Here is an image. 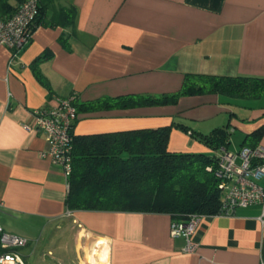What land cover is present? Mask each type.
<instances>
[{
  "label": "crops",
  "instance_id": "obj_1",
  "mask_svg": "<svg viewBox=\"0 0 264 264\" xmlns=\"http://www.w3.org/2000/svg\"><path fill=\"white\" fill-rule=\"evenodd\" d=\"M41 3L47 23L17 57L0 46V228L27 240L17 250L23 260L264 264V206L203 214L192 235L194 249L185 251L184 238L170 234L176 219L168 213L68 210V180L41 155L48 149L45 134L23 128L35 109L73 95V136L170 125L169 151L217 156L222 148L232 151L231 133L236 150L264 144V92L248 99L196 93L165 104H115L120 97L174 94L186 73L264 77V0ZM69 6L76 10L73 26L55 13ZM177 124L201 134L226 126L228 144L212 149Z\"/></svg>",
  "mask_w": 264,
  "mask_h": 264
},
{
  "label": "trees",
  "instance_id": "obj_2",
  "mask_svg": "<svg viewBox=\"0 0 264 264\" xmlns=\"http://www.w3.org/2000/svg\"><path fill=\"white\" fill-rule=\"evenodd\" d=\"M12 2L0 0L1 17L10 16L20 0ZM38 2V14L31 27L33 32L47 23L42 19V0ZM55 13L60 15L63 24L73 26L76 13L73 6L60 7ZM35 72L44 83L39 71ZM262 92L264 77L186 73L181 89L174 94L120 97L115 104H165L174 102L179 95L196 93L248 99L257 98ZM177 126L212 149L228 144L230 132L226 126L215 128L208 134L195 133L185 124ZM170 130L171 126L167 125L73 136L72 170L66 178L67 209L164 212L179 220H185L193 213L219 212L223 191L215 173L218 155L169 151ZM256 144L253 141L243 145ZM3 252L0 247V254Z\"/></svg>",
  "mask_w": 264,
  "mask_h": 264
},
{
  "label": "built area",
  "instance_id": "obj_3",
  "mask_svg": "<svg viewBox=\"0 0 264 264\" xmlns=\"http://www.w3.org/2000/svg\"><path fill=\"white\" fill-rule=\"evenodd\" d=\"M38 10V0H20L10 16H0V46L9 48L13 58L31 41V27ZM76 119L75 96L71 95L57 98L53 106L35 109L33 122L23 124L27 131L45 134L48 149L41 152V155L48 157L53 165L59 166L65 178H68L72 170L73 126ZM215 173L220 178L219 187L223 191L219 212L232 213L236 208L264 206V186L260 184L264 178V144L242 145L236 151L222 148ZM202 215L193 213L185 220L176 219L171 222L170 234L184 238L185 251L194 249L192 235ZM259 220L262 221V216ZM26 243L25 238L0 228V247L5 250L0 254V264H29L17 252Z\"/></svg>",
  "mask_w": 264,
  "mask_h": 264
},
{
  "label": "rangeland",
  "instance_id": "obj_4",
  "mask_svg": "<svg viewBox=\"0 0 264 264\" xmlns=\"http://www.w3.org/2000/svg\"><path fill=\"white\" fill-rule=\"evenodd\" d=\"M237 146H238L237 137H236V135L231 133L230 144H229L228 148H229V150L235 151Z\"/></svg>",
  "mask_w": 264,
  "mask_h": 264
}]
</instances>
